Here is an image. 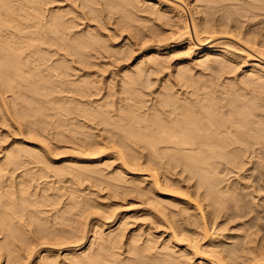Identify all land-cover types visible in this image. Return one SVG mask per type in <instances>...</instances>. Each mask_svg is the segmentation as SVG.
Instances as JSON below:
<instances>
[{
	"label": "bare ground",
	"instance_id": "6f19581e",
	"mask_svg": "<svg viewBox=\"0 0 264 264\" xmlns=\"http://www.w3.org/2000/svg\"><path fill=\"white\" fill-rule=\"evenodd\" d=\"M0 264H264V0H0Z\"/></svg>",
	"mask_w": 264,
	"mask_h": 264
},
{
	"label": "rangeland",
	"instance_id": "374dc122",
	"mask_svg": "<svg viewBox=\"0 0 264 264\" xmlns=\"http://www.w3.org/2000/svg\"><path fill=\"white\" fill-rule=\"evenodd\" d=\"M65 2H66V1H65ZM65 2H64V3H65ZM132 208H133V207H132V205H131V207H129V209H132ZM123 209L126 210L127 208L124 207V208H122V209H120V210L118 209V210H119V211H124ZM131 214H132V212H131Z\"/></svg>",
	"mask_w": 264,
	"mask_h": 264
}]
</instances>
